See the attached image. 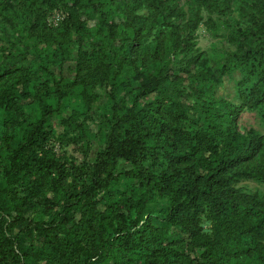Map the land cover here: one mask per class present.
<instances>
[{"label": "trees", "instance_id": "obj_1", "mask_svg": "<svg viewBox=\"0 0 264 264\" xmlns=\"http://www.w3.org/2000/svg\"><path fill=\"white\" fill-rule=\"evenodd\" d=\"M180 1L16 0L15 8L0 0L1 20L25 41L19 55L6 53L0 43V203L17 228V253L6 246L0 255L16 257L17 264L39 259L45 264H264V197L234 187L239 178L264 181V165L255 162L264 135L238 127L244 108L264 111V0H242L239 8L256 40L235 34L237 49L249 60L247 76L236 83V101L219 99L195 122L179 99L178 72L185 69L170 74V54L197 24L200 9L222 13L232 0H185L189 15ZM55 9L64 17L49 26L48 14ZM150 19L165 27L157 31L162 41L155 40L151 59L143 45L154 28L147 27ZM90 22L100 42L95 59L85 56L80 44L92 33ZM73 35L79 41L73 84L88 102L91 88L108 86L112 102L103 147L89 167L88 145L80 150L79 163L50 145L65 136L49 120L62 109L66 86L55 90L26 59L38 48L40 55L57 50L67 60ZM153 59L161 66L151 69ZM50 61L56 62L55 53L41 67ZM198 62L195 56L186 66ZM30 106L37 116L25 110ZM76 121L72 113L64 123ZM84 173L88 180L80 184L75 175ZM121 178L125 188L117 198L108 197ZM30 210L35 214L29 219ZM203 222L210 224L209 232ZM173 230L188 236V246L169 238ZM27 232H34L38 245L32 238L23 244L19 235Z\"/></svg>", "mask_w": 264, "mask_h": 264}, {"label": "rangeland", "instance_id": "obj_2", "mask_svg": "<svg viewBox=\"0 0 264 264\" xmlns=\"http://www.w3.org/2000/svg\"><path fill=\"white\" fill-rule=\"evenodd\" d=\"M15 8H18L16 0H9ZM243 4L242 0H232L231 2L224 4V8H228L225 12H209L205 9L199 10L200 19L194 28H188L185 31V36H182L184 43L170 54V62L167 65V71L172 74L173 68L182 67V71L178 72L179 84L181 92L179 93V99L182 101L185 108L187 117L193 122L197 121V114L203 111V108L213 107L218 105L219 99L226 98L236 101V83L238 80L247 76V70L249 68V60L240 53L237 49L238 42L235 34H243V37L253 38V26L250 23L249 18H244L239 11V8ZM173 8L174 5L171 3ZM179 6L186 12H189V5L185 0L179 2ZM143 14H148L147 10L142 11ZM116 13V12H114ZM249 13H251L249 11ZM64 17V11L62 9H55L49 12L47 17V24L49 26H56ZM115 21L118 19L115 16ZM173 23H180L178 17L172 18ZM94 22V21H93ZM90 22V28L92 33L88 36H83L80 42L81 49L84 51L85 56L91 59L96 58V46L100 44L99 40L94 37V24ZM186 22L184 19L181 24ZM149 26L154 28L149 33L143 45L145 52L151 59L152 49L155 46V40L158 39L159 43L162 41V35L158 36V29H165L164 26H158L152 19L148 21ZM187 27H184L185 30ZM184 30H182L184 32ZM25 39L27 43L32 45V36L26 35ZM240 36V34H239ZM21 34L14 29L7 26L0 18V43L7 49L6 53L19 55V51H22L25 41L20 38ZM72 43L70 45V54L67 60H62L57 50L55 51H43L41 55L38 52V48H32L31 54H28L26 59L28 65L35 64V69L39 72L41 80H47L49 84L56 90V85L66 87L64 88L65 99L62 103V109L55 112L50 118V123L57 133H64L63 141L59 140L50 141V145L56 152H60L66 155H72L77 158L76 163L81 161L80 150H83L85 146H89L87 165L88 167L93 163L96 153L103 147L105 141V133L109 129V123H111V105L112 102L109 97V87L105 85H96L91 88L92 93L91 102L85 100L79 90L80 86L73 84V77L75 74V60L78 55L77 35H73ZM41 49V47H40ZM109 50V48H108ZM55 53L56 62H51L42 68L43 60L46 56H51ZM109 53V52H108ZM167 52H165L166 54ZM110 55V54H109ZM108 55V56H109ZM195 56H199V62L197 64L191 63L186 66V61L192 59ZM154 60V59H153ZM154 66V67H153ZM161 64L158 60L151 61L150 68L156 69ZM170 68V69H169ZM201 72V73H198ZM153 77L155 75L152 73ZM197 76L194 79L193 76ZM172 80V78H171ZM169 79L167 86L169 87ZM53 103V102H52ZM26 106V105H25ZM25 110H31L34 116H37V111L32 106L25 107ZM195 110L196 114L193 115ZM72 113L77 114V121L71 126H67L64 121L70 117ZM203 113V112H202ZM189 120L188 125H191ZM238 127L240 131L246 132L248 128H254L259 134L264 135V111L260 108L247 109L244 108L238 118ZM73 137L78 141H72ZM258 164L264 165V148L261 153L255 159ZM129 168L128 164H120V167ZM87 167V168H88ZM86 174H76L75 179L78 183L82 184L87 181ZM126 180L120 179L116 185L112 186L108 190V197L112 199L119 196L121 188H125ZM234 187L238 188L241 193L248 195H259L264 197V181L239 178ZM3 204L0 203V207ZM39 215L38 209L36 211ZM35 214L34 210H30L28 218H32ZM47 221L50 219L46 216ZM13 216L8 214L4 209V206L0 209V249L6 246H12L17 253V248L13 244V237L17 235V228H13L12 225ZM203 229L206 232L210 231V224L203 222ZM34 232L21 233L19 239L23 241L24 245H28L30 238H32L34 245H38L40 240L33 234ZM54 234L60 235V232H54ZM169 238H173L183 242L188 246L187 242L190 241L188 236L180 233L178 230L168 232ZM190 253L194 255L195 249L192 247ZM16 257L7 258L0 255V264H17ZM80 261V260H79ZM37 264H45L43 260H38Z\"/></svg>", "mask_w": 264, "mask_h": 264}]
</instances>
